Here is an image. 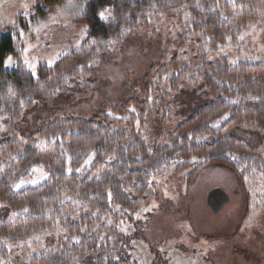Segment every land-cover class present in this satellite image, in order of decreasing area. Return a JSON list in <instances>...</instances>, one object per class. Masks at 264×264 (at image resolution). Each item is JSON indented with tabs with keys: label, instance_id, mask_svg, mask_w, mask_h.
Returning <instances> with one entry per match:
<instances>
[{
	"label": "trees",
	"instance_id": "16d2710c",
	"mask_svg": "<svg viewBox=\"0 0 264 264\" xmlns=\"http://www.w3.org/2000/svg\"><path fill=\"white\" fill-rule=\"evenodd\" d=\"M197 1L92 0L78 18L88 26V42L53 66L39 65L36 76L23 62V44L15 38L19 25L0 26V115L10 116L8 134L0 139V160H5L0 161V200L17 211L0 220V261L9 257L11 242L59 227L56 245L41 250L30 264H131L121 223L134 221L156 196L153 179L163 177L176 162V170L193 167L187 191L213 163L229 168L241 181L257 174L264 181V152L236 132L244 120L264 128L262 61L213 60L201 51L175 55L160 70H152L153 77L147 76L155 79L153 85L146 83L144 96L91 118L38 120V136L46 138L42 147L34 146L33 136L22 145L18 136L15 124L38 102L90 97L100 85L98 62L122 49L139 24L147 26L149 14L160 18L181 7L190 11L192 20L177 35L180 47L187 46L191 34L203 33L216 53L237 39L240 24L254 16L260 0L244 5L237 0L239 7L200 0L209 4L204 11ZM37 9L39 15L43 8ZM106 9L111 19L104 21L100 13ZM10 55L16 61L12 72L5 68ZM184 91L199 96L196 107L177 99ZM137 121L140 130L134 127ZM155 122L163 130L153 128ZM91 155L93 160L81 170ZM37 167H44L48 179L18 190L16 185L32 177Z\"/></svg>",
	"mask_w": 264,
	"mask_h": 264
},
{
	"label": "rangeland",
	"instance_id": "374dc122",
	"mask_svg": "<svg viewBox=\"0 0 264 264\" xmlns=\"http://www.w3.org/2000/svg\"><path fill=\"white\" fill-rule=\"evenodd\" d=\"M75 1L61 0L58 4H50L46 0H6L7 6L0 11V17L16 22L9 24L19 25L15 38L22 42L23 62L34 76L39 65L53 66L69 51L88 42V26L78 19L85 14L86 8L81 3L74 4ZM223 1L224 4L241 6L237 0ZM240 1L244 5L248 0ZM197 2L201 11L209 6L206 2ZM37 8H43L39 15ZM182 8L160 18L149 14L147 26L139 24L129 32L122 49L113 51L111 58L99 61L100 76L96 81L100 85L90 97L74 101L61 96L57 103L38 102L35 108L27 111L15 124L22 145L27 144L32 136L35 147L46 144V138L38 136V120L69 118L72 115L91 118L104 108L111 109L144 96L146 83L153 85L155 79L147 76L153 77L151 71L160 70L172 62L175 55L201 51L209 59L223 57L235 62H264V0L255 6L254 16L240 24L237 39L216 53L211 52L208 46L210 38L203 33L191 34L187 46L180 47L177 35L193 18L190 11ZM103 13L102 20L111 19L109 9ZM194 94L184 91L177 99L184 106L192 107L194 102L201 101ZM9 119L7 114L0 115V139L8 134ZM250 123L244 120L243 128L236 132L246 144L264 152V128ZM153 126L163 130L160 122ZM134 127L140 130V121ZM21 146L17 150L19 153L23 150ZM89 157L92 161V155ZM0 161L5 160L2 158ZM90 163H83L80 169ZM178 164L176 162L163 177L153 179L156 196L140 209L134 221L121 223L131 264H264L262 176L257 174L241 181L229 168L213 163L200 172L187 191L186 182L193 167L176 170ZM36 169L47 174L44 167ZM47 179L48 174L41 178L40 171L33 172V176L24 180L17 189L38 187ZM32 180L37 182L30 183ZM215 189L230 197L229 203L219 213L208 206V196ZM16 213L0 200V220L11 218ZM61 233V229L56 227L26 240L11 242L9 257L1 260L0 264H30L41 250L55 246Z\"/></svg>",
	"mask_w": 264,
	"mask_h": 264
},
{
	"label": "water",
	"instance_id": "95a60500",
	"mask_svg": "<svg viewBox=\"0 0 264 264\" xmlns=\"http://www.w3.org/2000/svg\"><path fill=\"white\" fill-rule=\"evenodd\" d=\"M229 201L230 197H228L227 194L220 189L213 190L208 196V206L215 213H219L224 205L229 203Z\"/></svg>",
	"mask_w": 264,
	"mask_h": 264
},
{
	"label": "crops",
	"instance_id": "0c3cea01",
	"mask_svg": "<svg viewBox=\"0 0 264 264\" xmlns=\"http://www.w3.org/2000/svg\"><path fill=\"white\" fill-rule=\"evenodd\" d=\"M90 1H92V0H76L74 4L77 5V3H81L82 4V7L87 8L86 6L88 5V3ZM6 6H7L6 0H0V11H2L4 8H6ZM83 15L84 14H82V16ZM7 20L8 19L6 17H0V22H1L0 24H3V23H6V24H8V23H16L13 20H8V21ZM9 59H11V61H12L11 65L7 64V61ZM5 68H6V70L8 72H12L15 69V58H14V56L10 55L9 58H7L5 60Z\"/></svg>",
	"mask_w": 264,
	"mask_h": 264
},
{
	"label": "snow or ice",
	"instance_id": "6c2138e0",
	"mask_svg": "<svg viewBox=\"0 0 264 264\" xmlns=\"http://www.w3.org/2000/svg\"><path fill=\"white\" fill-rule=\"evenodd\" d=\"M100 15H101V17H103V16H104V13L102 12V13H100ZM11 63H12V61H11V59H9V60L7 61V64L11 65ZM90 161H91V157H89L88 160H85L84 163H85V164H88V163H90ZM32 171H33L34 173L37 172V171H40V172H41V178H46V175H47V174L44 173L42 169L38 170V169H36V168H33ZM69 171H71V169H69ZM76 171H80V169L78 168V169H76ZM36 182H37L36 180H32V181H30V183H36ZM23 183H24V181H21L20 184H17V185H16V187H17V188H20V187L22 186ZM24 211H27V209H24Z\"/></svg>",
	"mask_w": 264,
	"mask_h": 264
}]
</instances>
